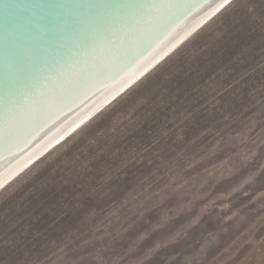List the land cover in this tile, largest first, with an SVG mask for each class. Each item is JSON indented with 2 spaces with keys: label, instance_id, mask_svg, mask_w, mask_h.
I'll list each match as a JSON object with an SVG mask.
<instances>
[{
  "label": "rangeland",
  "instance_id": "rangeland-1",
  "mask_svg": "<svg viewBox=\"0 0 264 264\" xmlns=\"http://www.w3.org/2000/svg\"><path fill=\"white\" fill-rule=\"evenodd\" d=\"M262 142L264 0H235L0 192V264H264Z\"/></svg>",
  "mask_w": 264,
  "mask_h": 264
},
{
  "label": "water",
  "instance_id": "water-1",
  "mask_svg": "<svg viewBox=\"0 0 264 264\" xmlns=\"http://www.w3.org/2000/svg\"><path fill=\"white\" fill-rule=\"evenodd\" d=\"M230 1L0 0V188Z\"/></svg>",
  "mask_w": 264,
  "mask_h": 264
},
{
  "label": "bare ground",
  "instance_id": "bare-ground-1",
  "mask_svg": "<svg viewBox=\"0 0 264 264\" xmlns=\"http://www.w3.org/2000/svg\"><path fill=\"white\" fill-rule=\"evenodd\" d=\"M235 0H231L229 3L224 5L222 9H220L218 12H216L214 15H212L206 22H204L200 27H198L194 32H192L188 37H186L182 42H180L176 47H174L170 52H168L165 56H163L159 61H157L153 66H151L145 74H142L141 78H137L134 80L131 84H129L122 94L120 92L112 98L108 103H106L103 107H101L97 112H95L92 116H90L87 120H85L83 123H81L78 127H76L73 131H71L69 134H67L64 138H62L60 141H58L55 145H53L51 148L47 150V152L40 156L39 158L35 159L32 163H30L27 167H25L23 170H21L18 174H16L13 178H11L9 181H7L4 185L1 186L0 192L3 191L6 187H8L12 182H14L18 177H20L24 172H26L28 169H30L33 165H35L38 161H40L42 158H44L48 153H50L52 150L60 146L63 142H65L69 137L74 135L77 131H79L82 127H84L87 123H89L92 119H94L97 115H99L102 111H104L109 105H111L114 101H116L119 97H121L123 94H125L129 89H131L133 86H135L138 82H140L146 75H148L150 72H152L160 63H162L164 60H166L170 55H172L176 50H178L183 44H185L188 40H190L196 33H198L201 29H203L208 23H210L216 16H218L224 9H226L231 3H233Z\"/></svg>",
  "mask_w": 264,
  "mask_h": 264
},
{
  "label": "clouds",
  "instance_id": "clouds-1",
  "mask_svg": "<svg viewBox=\"0 0 264 264\" xmlns=\"http://www.w3.org/2000/svg\"><path fill=\"white\" fill-rule=\"evenodd\" d=\"M264 143V142H262ZM252 155H255V151L252 152ZM247 159H250V157H247ZM252 179V177H249L247 180L244 181V184H247L250 182V180ZM241 187H243V184L241 185ZM239 190V189H236ZM225 207H227V205H225ZM234 216L236 215V213L233 214ZM232 217H229L228 219H231ZM141 239H143V237H141ZM159 247V246H157ZM156 249L151 250L152 252H154ZM151 254V253H150ZM145 259H147V257H145Z\"/></svg>",
  "mask_w": 264,
  "mask_h": 264
},
{
  "label": "flooded vegetation",
  "instance_id": "flooded-vegetation-1",
  "mask_svg": "<svg viewBox=\"0 0 264 264\" xmlns=\"http://www.w3.org/2000/svg\"><path fill=\"white\" fill-rule=\"evenodd\" d=\"M245 217H242V219H244Z\"/></svg>",
  "mask_w": 264,
  "mask_h": 264
}]
</instances>
